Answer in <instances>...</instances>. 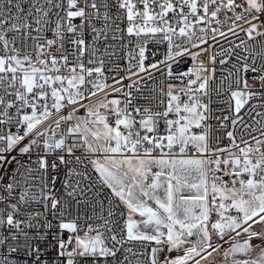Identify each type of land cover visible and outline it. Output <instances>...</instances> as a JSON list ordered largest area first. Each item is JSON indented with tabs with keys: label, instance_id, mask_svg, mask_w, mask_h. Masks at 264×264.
I'll list each match as a JSON object with an SVG mask.
<instances>
[{
	"label": "snow or ice",
	"instance_id": "6c2138e0",
	"mask_svg": "<svg viewBox=\"0 0 264 264\" xmlns=\"http://www.w3.org/2000/svg\"><path fill=\"white\" fill-rule=\"evenodd\" d=\"M0 264H264V0H0Z\"/></svg>",
	"mask_w": 264,
	"mask_h": 264
},
{
	"label": "built area",
	"instance_id": "2783aa9c",
	"mask_svg": "<svg viewBox=\"0 0 264 264\" xmlns=\"http://www.w3.org/2000/svg\"><path fill=\"white\" fill-rule=\"evenodd\" d=\"M259 85L257 84V87H258Z\"/></svg>",
	"mask_w": 264,
	"mask_h": 264
}]
</instances>
